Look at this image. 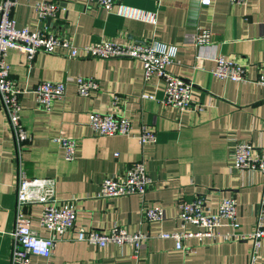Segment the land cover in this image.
<instances>
[{
  "label": "crops",
  "instance_id": "crops-1",
  "mask_svg": "<svg viewBox=\"0 0 264 264\" xmlns=\"http://www.w3.org/2000/svg\"><path fill=\"white\" fill-rule=\"evenodd\" d=\"M36 1L17 4L13 10L17 26L32 30L46 26L77 46L100 40L150 39L176 46L180 63L169 65L168 70L193 85L192 106L182 110L163 104L162 79L146 78L137 59L68 57L62 49L39 51L29 61L24 53L9 49L6 60L11 78L25 89L20 96L21 119L30 141L17 153L0 105V264H10L19 168L28 177L54 178L58 199L76 198V227L105 229L118 224L148 235L135 253L129 245L98 248L67 231L49 258L31 255V264H247L249 240L203 244L188 238L183 245L194 250L185 251L176 249L172 238L159 234L178 229L177 200L196 196L205 198L204 207L209 210L222 197L234 196L240 230L253 228L257 203L264 194V175L234 169L230 153L240 141L264 146V97L255 82L264 72V0H248L245 5L227 0H211L209 5L199 0H120L110 11L89 0H46L58 5L57 17L50 22L38 18ZM200 28L210 29L212 37L209 46L198 49L191 37ZM219 53L245 64L248 80L212 76V57ZM77 75L95 78L99 89L82 97L69 83L50 111L38 106L33 89L39 82ZM114 95L120 98L116 104ZM91 112L128 117L130 134L95 133L88 125ZM142 127L155 132L154 142L138 141ZM58 135L77 141L74 159H64L54 140ZM139 160L152 179L145 195L95 196L105 176H120ZM150 204L164 209L163 221L144 219L143 208ZM24 212L31 227L47 236L38 222L41 206L28 205ZM261 256L264 263V239Z\"/></svg>",
  "mask_w": 264,
  "mask_h": 264
},
{
  "label": "built area",
  "instance_id": "built-area-1",
  "mask_svg": "<svg viewBox=\"0 0 264 264\" xmlns=\"http://www.w3.org/2000/svg\"><path fill=\"white\" fill-rule=\"evenodd\" d=\"M21 0H0V105L2 106L13 137L15 149L18 152L30 141V135L22 122V107L20 96L25 89L19 88L10 75L6 60L9 49H16L32 61L39 51L56 53L65 49L68 57H93L100 59L133 58L142 63L144 76H157L164 83L163 104L187 109L192 106L191 95L193 85L168 70L173 63H180L178 49L156 39L149 41L132 40L124 43L110 40H100L77 46L72 41L47 31L46 26L30 29L28 26H17L13 10ZM97 3L102 9L110 11L120 0H89ZM231 4L245 5L248 0H227ZM201 5H209L211 0H199ZM38 18L44 21L47 17H57L58 5L51 1L39 0L34 3ZM212 31L200 28L191 37L198 49L209 46ZM214 65L210 72L212 76L228 79L234 82L247 81L245 64L230 59L223 54L212 57ZM255 82L261 87L264 97V72L259 73ZM73 83L78 95L88 97L99 89L98 81L91 76L77 75L66 77L63 81L42 80L33 89L36 101L45 111L52 109L53 102L64 96L67 84ZM144 98H153L143 94ZM114 95L113 102L119 101ZM89 127L101 135H129L131 121L128 117L117 116L114 113L91 112L88 117ZM141 144L156 140L155 132L142 127L137 136ZM63 152L66 160L76 157L77 141L65 135L54 139ZM118 153H114L117 156ZM231 165L240 171L260 172L264 175V146L256 147L250 143L237 142L230 153ZM15 216L11 232L12 250L10 264H31L30 256L39 255L49 258L56 242L67 231L74 232V238L96 247H106L109 244L117 246L129 245L134 252L144 242L148 235L140 230L130 231L114 224L105 229H87L76 227V198L58 199L56 197L55 179L52 177H28L23 168H19L16 176ZM152 184L143 160L131 163L126 171L118 175L105 176L99 183L96 197L108 198L128 195L142 197ZM38 204L41 212L39 225L47 232L41 236L37 229L32 228L30 219L24 209L28 205ZM205 198L196 196L192 200L179 198L176 202L179 227L171 233H160L163 238H172L179 250L191 251L194 247H185L183 240L195 238L199 243L235 242L249 240L251 246L247 264H264L261 261V243L264 239V194L257 203L255 222L251 231L240 230L237 219V202L234 196L222 197L214 210L204 207ZM144 219L148 222H161L165 211L161 206L150 204L143 208ZM224 227V230H222Z\"/></svg>",
  "mask_w": 264,
  "mask_h": 264
},
{
  "label": "water",
  "instance_id": "water-1",
  "mask_svg": "<svg viewBox=\"0 0 264 264\" xmlns=\"http://www.w3.org/2000/svg\"><path fill=\"white\" fill-rule=\"evenodd\" d=\"M50 20H51V18H49V17L46 18V21L47 22H50Z\"/></svg>",
  "mask_w": 264,
  "mask_h": 264
}]
</instances>
